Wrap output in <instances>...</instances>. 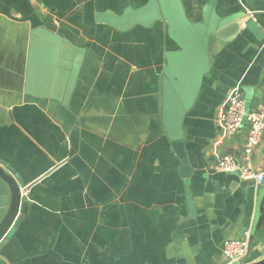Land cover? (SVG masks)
<instances>
[{"label": "crops", "instance_id": "obj_1", "mask_svg": "<svg viewBox=\"0 0 264 264\" xmlns=\"http://www.w3.org/2000/svg\"><path fill=\"white\" fill-rule=\"evenodd\" d=\"M263 46L264 0H0V166L26 205L0 264H222L249 183L213 168L248 124L216 119L233 91L264 104Z\"/></svg>", "mask_w": 264, "mask_h": 264}, {"label": "built area", "instance_id": "obj_2", "mask_svg": "<svg viewBox=\"0 0 264 264\" xmlns=\"http://www.w3.org/2000/svg\"><path fill=\"white\" fill-rule=\"evenodd\" d=\"M216 123L224 138L237 135L245 123L248 124V130L242 148L239 151L235 149L233 153L220 156L213 170L235 175L242 182H252L256 187L261 185L264 172L254 169L252 155L264 135V104L257 110L247 111L242 95L233 91L222 106ZM247 248L248 233L243 238L226 240L222 246L223 264H238L245 257Z\"/></svg>", "mask_w": 264, "mask_h": 264}, {"label": "water", "instance_id": "obj_3", "mask_svg": "<svg viewBox=\"0 0 264 264\" xmlns=\"http://www.w3.org/2000/svg\"><path fill=\"white\" fill-rule=\"evenodd\" d=\"M241 17L238 12L224 18H218L214 25H209L211 30L208 34L209 37L224 41V36L228 32L231 36L234 35L239 30ZM176 144L174 143V147H176ZM181 158L183 159L184 156L182 155ZM263 185L264 179L258 187L252 182L248 184L246 204L244 206L245 213L241 227V229L248 231V248L245 257L238 264H264V257L258 260L253 259L255 244L264 240V225L262 223L264 206ZM25 208V198L21 196L20 186L14 174L0 166V249L8 241L7 235L25 214Z\"/></svg>", "mask_w": 264, "mask_h": 264}, {"label": "rangeland", "instance_id": "obj_4", "mask_svg": "<svg viewBox=\"0 0 264 264\" xmlns=\"http://www.w3.org/2000/svg\"><path fill=\"white\" fill-rule=\"evenodd\" d=\"M245 107H246V110H247V111H250V110H248V106L246 105V103H245ZM263 136H264V135H263Z\"/></svg>", "mask_w": 264, "mask_h": 264}]
</instances>
